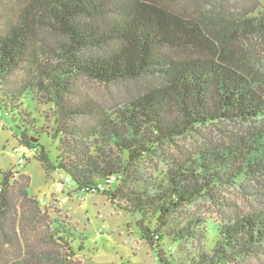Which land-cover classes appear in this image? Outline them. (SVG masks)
I'll return each instance as SVG.
<instances>
[{"label":"trees","instance_id":"1","mask_svg":"<svg viewBox=\"0 0 264 264\" xmlns=\"http://www.w3.org/2000/svg\"><path fill=\"white\" fill-rule=\"evenodd\" d=\"M199 1L191 13L172 0H0L1 104L20 124L25 98L42 93L54 105L59 154L53 165L36 148L37 159L81 190L114 177L99 193L138 218L161 264H170L164 237L196 245L179 264H264V74L249 68L245 42L264 39V9L252 16L260 1L243 0L229 15L224 0L217 12ZM83 78L136 91L113 111L80 96ZM20 127L31 148L30 127ZM184 139L196 146L179 159L171 152ZM0 173V252L19 250L10 264H68L61 250L76 257L72 235H42L25 253L9 232L19 200H35L27 174ZM233 187L253 213L221 197ZM203 198L223 218L210 251L205 220L185 215Z\"/></svg>","mask_w":264,"mask_h":264},{"label":"rangeland","instance_id":"2","mask_svg":"<svg viewBox=\"0 0 264 264\" xmlns=\"http://www.w3.org/2000/svg\"><path fill=\"white\" fill-rule=\"evenodd\" d=\"M259 1L262 8L252 16L260 15L264 9V0ZM199 2L200 6L206 5L209 10L217 12L222 0ZM223 3L224 13L229 15L240 14L246 7L243 0H224ZM172 5L175 9L191 13L197 7L192 0H172ZM245 42L251 58L249 68L264 74V39H245ZM135 86V83L104 85L83 78L79 81V93L83 98L114 111L123 101L132 97ZM20 109H24L20 124L30 127L28 135L31 137V148L20 142L22 129L17 111L8 114L1 104L0 96V172L27 174L31 179L28 195L35 200H19L15 219L10 217L7 222L9 232L13 230L14 235H20L24 251L29 252L31 245H38L42 235H72L76 257L70 258L68 253L61 250V254L67 255L62 258L68 264L74 261H81L82 264H161L157 247L150 246L143 239L137 226L138 218L134 214L119 209L103 193L79 189L63 170L48 173L37 159L35 149L44 148L49 161L53 165L57 161L59 141L53 139L56 131L54 105L42 93L34 90L32 95L25 98ZM216 135L211 136L214 138ZM177 143L179 147H175L171 154L179 159H183V153L179 151H194L196 146L192 139ZM148 165L153 167L152 164ZM2 179L0 173V183ZM219 193L244 213H253L256 209V204L247 200L238 188L223 189ZM185 215H195L205 220L207 238L204 248L212 250V242L217 239L218 230L223 225L220 210L210 200L203 198L194 206L186 208ZM160 244L170 264L185 262L190 251L196 253V245L192 247L188 242L173 243L164 237ZM57 245L64 247V243L58 240ZM18 251L14 247L4 248L0 252V264L12 263Z\"/></svg>","mask_w":264,"mask_h":264},{"label":"built area","instance_id":"3","mask_svg":"<svg viewBox=\"0 0 264 264\" xmlns=\"http://www.w3.org/2000/svg\"><path fill=\"white\" fill-rule=\"evenodd\" d=\"M114 181H115V178L111 177V178L107 179L105 183H103V184L98 183L96 186H91V187L85 188V190H87L89 193H91V192L92 193L93 192H95V193L103 192L107 188V186L109 184L114 183Z\"/></svg>","mask_w":264,"mask_h":264}]
</instances>
